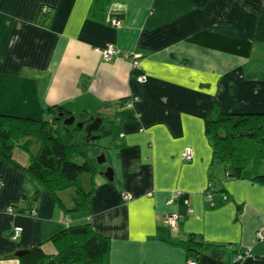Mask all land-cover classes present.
I'll use <instances>...</instances> for the list:
<instances>
[{
  "label": "crops",
  "instance_id": "obj_1",
  "mask_svg": "<svg viewBox=\"0 0 264 264\" xmlns=\"http://www.w3.org/2000/svg\"><path fill=\"white\" fill-rule=\"evenodd\" d=\"M108 44L133 51L146 80L125 58L104 60ZM216 100L222 112L264 113V0H0V114L42 118L61 105L121 128L107 138L114 178L96 168L89 210L64 211L0 157V264L38 245L55 254L50 238L87 221L110 238L108 264H188L191 235L219 245L199 247L197 264H264V186L223 180L205 130ZM212 177L224 191L206 194Z\"/></svg>",
  "mask_w": 264,
  "mask_h": 264
},
{
  "label": "trees",
  "instance_id": "obj_2",
  "mask_svg": "<svg viewBox=\"0 0 264 264\" xmlns=\"http://www.w3.org/2000/svg\"><path fill=\"white\" fill-rule=\"evenodd\" d=\"M131 68L134 77L145 75L141 67ZM131 99H122L123 106L131 107L128 105ZM44 114L42 118L0 114V157L37 181L64 211L89 210L96 169L85 148L96 142L88 137L85 127L79 128L76 123L84 121L87 124L92 117L101 116L103 122L99 130L93 132L98 135L96 140L119 135L120 125L100 110L74 113L61 105H51L45 109ZM128 114V118L134 115L131 112ZM71 115L75 116L76 122L65 124L64 119ZM205 130L212 140L214 160L224 167L223 180L247 178L264 186V113L222 112L216 100L212 111L205 117ZM16 150H23L29 155L27 165L17 162L14 157ZM85 174L91 176L90 190L81 188ZM223 180L216 182L212 177L205 190L206 194L224 191ZM73 187L77 189L69 191ZM225 197L228 198V195ZM50 240L57 249L55 254L46 253L41 245L34 246L18 257L20 264L109 262L110 238L96 232L89 221L68 226L54 234ZM183 242H186L182 245L186 247L189 258L198 256L199 247L219 248V245L204 243L193 235Z\"/></svg>",
  "mask_w": 264,
  "mask_h": 264
},
{
  "label": "built area",
  "instance_id": "obj_3",
  "mask_svg": "<svg viewBox=\"0 0 264 264\" xmlns=\"http://www.w3.org/2000/svg\"><path fill=\"white\" fill-rule=\"evenodd\" d=\"M45 9V8H44ZM46 10V9H45ZM100 53L102 54V58L104 60H112L113 58L116 57H122L128 60V62L130 63L131 67H136V68H140V63L137 59V55L133 52V51H121L120 49H118L116 46L112 45V44H108L105 47L100 49ZM139 81H145L146 80V76H139L137 78ZM138 100V97H133V99H131L130 101H128V105H132L133 101ZM192 149L191 148H187L183 154V157L187 160H190L192 158ZM226 196V195H225ZM131 195L130 194H125L124 198H130ZM9 210H11V207L9 208ZM34 214L35 211H34ZM21 228H16L13 232H16V234L14 235V239L20 235V231ZM256 237L257 239H264V226L262 228H260L257 233H256ZM251 253V248H248L246 250V253L243 255H249ZM243 255L240 253L237 255L238 259L243 258ZM188 264H197V260H195L194 258H188L187 260Z\"/></svg>",
  "mask_w": 264,
  "mask_h": 264
},
{
  "label": "rangeland",
  "instance_id": "obj_4",
  "mask_svg": "<svg viewBox=\"0 0 264 264\" xmlns=\"http://www.w3.org/2000/svg\"><path fill=\"white\" fill-rule=\"evenodd\" d=\"M132 105H133V103H132ZM95 142H96L95 145H87L86 148H85V151L87 152L90 160L93 162L95 169L96 168H100L102 170V172L105 173L110 168V166L108 165V160L106 159L103 162H99V158L102 155H105L107 157V155H108V149H107L108 140L103 138V139H100V140H95ZM192 152H193V149H192ZM192 157H193V153H192ZM86 176H87V174H85L83 176V180H82V183H81V188H84V183H85V177ZM206 188H208V185H207ZM75 189H77V187H73L69 191H72V190H75ZM125 199L126 200H131V199H133V197L131 196L130 198H125ZM170 219H173V218H170ZM18 231H20V233H21V230H18ZM15 234H16V232H13L12 233V237H14Z\"/></svg>",
  "mask_w": 264,
  "mask_h": 264
},
{
  "label": "water",
  "instance_id": "obj_5",
  "mask_svg": "<svg viewBox=\"0 0 264 264\" xmlns=\"http://www.w3.org/2000/svg\"><path fill=\"white\" fill-rule=\"evenodd\" d=\"M60 115L62 116L63 113H60ZM74 122H76L75 116L71 115L70 117H67L64 119V123L67 125H72ZM103 122V119L101 116H96V117H92L91 121H89L87 124L84 123V121H80L77 122L76 125L79 128H83L85 127L86 132L88 137H90L91 140H96L98 139V135L93 134V132L99 130L101 124ZM106 160V156L102 155L99 158V162H103ZM105 177L109 180H113L114 178V169L113 168H109L105 173H104ZM28 249H24V250H19L16 252V255L19 257L21 255H23L24 253L27 252Z\"/></svg>",
  "mask_w": 264,
  "mask_h": 264
}]
</instances>
